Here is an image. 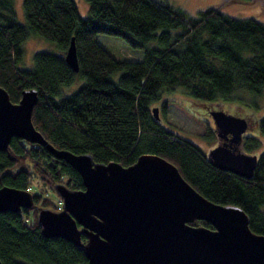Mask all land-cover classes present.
I'll list each match as a JSON object with an SVG mask.
<instances>
[{
    "label": "trees",
    "instance_id": "obj_1",
    "mask_svg": "<svg viewBox=\"0 0 264 264\" xmlns=\"http://www.w3.org/2000/svg\"><path fill=\"white\" fill-rule=\"evenodd\" d=\"M85 1L88 18L80 16L75 0H24L22 24L14 0H0V86L11 101L18 103L23 91L36 89L33 123L54 147L125 167L144 154L162 156L210 201L242 208L252 231L264 235V151L258 149L259 139L250 137L243 144L259 156L253 178H243L216 168L198 146L165 127L152 112L167 90L221 105L241 92L260 96L264 23L230 16L218 6L190 17L182 8L157 0ZM99 34L124 38L133 50L143 51V60L115 58L98 42ZM31 36L55 47L37 52L29 68L23 66L24 43ZM73 38L79 72L66 61ZM77 83L82 85L74 93H65ZM258 125L264 133V117ZM35 176L54 192L59 183L84 189L70 164L44 146L13 138L8 150L0 151V187L29 189L38 206L59 210L53 199L31 190ZM0 258L3 264L88 263L73 243L42 234L37 209L0 213Z\"/></svg>",
    "mask_w": 264,
    "mask_h": 264
},
{
    "label": "water",
    "instance_id": "obj_2",
    "mask_svg": "<svg viewBox=\"0 0 264 264\" xmlns=\"http://www.w3.org/2000/svg\"><path fill=\"white\" fill-rule=\"evenodd\" d=\"M66 61L79 72L75 38ZM38 99L31 89L14 103L0 86V151H7L13 138L44 146L81 175L84 189L56 184L61 208L55 210L38 206L29 189L3 186L0 213L37 209L42 234L73 243L87 264H264V235L252 231L242 208L210 201L174 163L156 154L125 167L54 147L33 123ZM152 112L162 119L158 106ZM211 114L224 141L205 155L218 169L253 178L259 156L243 149L249 121L224 110ZM199 221L211 227L197 226Z\"/></svg>",
    "mask_w": 264,
    "mask_h": 264
},
{
    "label": "rangeland",
    "instance_id": "obj_3",
    "mask_svg": "<svg viewBox=\"0 0 264 264\" xmlns=\"http://www.w3.org/2000/svg\"><path fill=\"white\" fill-rule=\"evenodd\" d=\"M24 0H14V8L18 16L19 22L25 24V16L23 10ZM79 9L80 16L88 18L90 16V6L85 0H75ZM161 4H168L174 7L182 8L190 17L197 15L208 9L209 7L218 6L230 16L234 17H254L264 23V0H157ZM98 42L104 46L115 58L128 61H141L144 58L142 50H133L128 42L118 36L107 34H99ZM54 45L48 43L44 39L37 36H31L24 43V62L23 66L32 67L34 55L43 50L54 49ZM29 67V68H30ZM114 79V78H113ZM118 79V78H117ZM114 79V80H117ZM82 84H76L72 89H65V93L70 95L74 93ZM193 99L184 91L167 90L163 95L162 108L166 109V113L162 112L163 125L177 132L183 139L190 141L198 146L204 153L208 151V147L213 144L214 139L207 132L205 122L192 114L187 105ZM157 104H154L156 107ZM153 106V107H154ZM222 107L228 111L249 117L250 131L247 132L248 138H257L260 141L259 150L264 151V133L258 125V121L264 117V90L257 96L250 93L241 92L233 100L223 101ZM199 107H197L198 109ZM200 109V108H199ZM247 138V139H248ZM258 150V151H259ZM251 152V151H250ZM34 192L41 193L44 197H49L60 206L61 200L57 193L51 187L45 185L38 176L34 177ZM30 219L32 216L29 217Z\"/></svg>",
    "mask_w": 264,
    "mask_h": 264
},
{
    "label": "flooded vegetation",
    "instance_id": "obj_4",
    "mask_svg": "<svg viewBox=\"0 0 264 264\" xmlns=\"http://www.w3.org/2000/svg\"><path fill=\"white\" fill-rule=\"evenodd\" d=\"M156 106H158V107L160 108V114H161L162 112H164L161 103H159V104L156 105ZM154 107H155V106H154ZM197 107H199L200 109H199V108L197 109ZM187 108H188V110H189L192 114H194L196 117L202 119V120L205 122V124L207 125V132H208V133L211 135V137L214 139L213 144L210 145V146L208 147V151L205 152V154H206V153H208L212 148L218 146L220 143H222V142L224 141V140H222V139L219 137V135H218V133H217V131H216L215 121H214V119H213V117H212L211 112L214 111V110H224V111H226L227 113H232V112H230V111H228L227 109H225V107L223 108L221 104L216 103V102H215V103H208V104H207V103L197 102V101H194V100L191 101L190 104L187 105ZM232 114H234V115H238V116H241V117H244V118H246V119L249 121V117H247V116H242V115L235 114V113H232ZM161 118H162V117H161ZM161 120H162V119H161ZM249 127H250V121H249ZM249 131H250V128L248 129L247 132L249 133ZM247 132L244 134L243 144L245 143L246 139L248 138V137L246 136ZM228 136H229V138H231V135H228ZM197 226H199V224H198ZM201 226H202V225H201ZM204 226H205V225H204ZM85 239H86V238H85ZM156 262H157V261H156Z\"/></svg>",
    "mask_w": 264,
    "mask_h": 264
}]
</instances>
